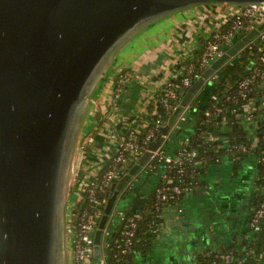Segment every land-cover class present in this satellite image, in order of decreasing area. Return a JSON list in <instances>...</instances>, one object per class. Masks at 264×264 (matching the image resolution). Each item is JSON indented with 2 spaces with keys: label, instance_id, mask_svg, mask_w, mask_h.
<instances>
[{
  "label": "water",
  "instance_id": "1",
  "mask_svg": "<svg viewBox=\"0 0 264 264\" xmlns=\"http://www.w3.org/2000/svg\"><path fill=\"white\" fill-rule=\"evenodd\" d=\"M211 3L264 0H0V264H72L68 193L93 91L136 35L161 18ZM262 30L264 22L206 75ZM202 86L196 81L181 105L188 106ZM163 141L151 142L112 185L95 234V259L102 257V230L119 194Z\"/></svg>",
  "mask_w": 264,
  "mask_h": 264
},
{
  "label": "crops",
  "instance_id": "2",
  "mask_svg": "<svg viewBox=\"0 0 264 264\" xmlns=\"http://www.w3.org/2000/svg\"><path fill=\"white\" fill-rule=\"evenodd\" d=\"M208 5L170 15L158 27L152 28L145 39L134 44L130 50L131 59L103 79L105 84L93 96L105 121L91 143V150L83 155L80 145L97 123L94 113L89 112L82 124L77 147L79 161L82 159L87 174L97 173L116 153L120 135L139 131L152 121L158 113L151 112L156 96L168 79L179 74L182 60L199 47L200 37H208L238 9V5H234L231 10L213 11ZM120 70L132 71L134 78L123 88L115 103H111L112 81ZM205 86L197 92L190 106L181 110L186 119L182 120L178 115L171 124L170 154L196 130L195 109L198 107L194 104L197 102L201 106L203 103ZM257 166L258 158L254 154L246 155L236 171L234 161L228 155L211 164L183 199L164 208L163 221L156 227L151 250L146 257H138L132 264H196L202 254L244 237L250 241L258 263L264 264V231L248 230L252 203L261 192ZM160 173V169L148 171L144 168L133 178L134 186L141 185L140 200L159 183ZM78 195L70 188L68 207L72 213ZM132 199V194L118 197L109 216L113 217V222H120ZM137 205L133 202L132 209Z\"/></svg>",
  "mask_w": 264,
  "mask_h": 264
},
{
  "label": "trees",
  "instance_id": "3",
  "mask_svg": "<svg viewBox=\"0 0 264 264\" xmlns=\"http://www.w3.org/2000/svg\"><path fill=\"white\" fill-rule=\"evenodd\" d=\"M232 23V18L219 27L221 30L227 29ZM248 33L247 31L244 35ZM244 35H242L244 37ZM207 37H200L199 47L190 53L188 57L183 59L181 66L186 68L190 63L199 64L201 55L203 53L204 44ZM264 46V42L260 44ZM258 44H255L252 49H245L239 57H235L232 63L220 67L218 70V78L209 85V93H204V101L201 106H198L197 112V128L189 136L187 141L180 142L178 148L171 153L176 154L180 150L189 153L196 151V156L193 158H184L178 165L168 167L164 172L162 169V161L158 158L154 159L152 171L161 170L160 181L155 188L143 199H139L141 195V185H133L132 188L127 187L120 193L121 198H125L132 194V202H129V207L122 213L124 217L119 223L113 222V217H109L107 227L111 230V235L108 239V246L105 248L107 254V264H132L138 257H146L152 248V241L155 238L154 229L163 221V211L169 205L178 203L187 194V189L199 182V176L204 173L207 168L218 162L223 156L228 155L234 161L235 171L239 167L243 158L248 154H254L258 158L257 174L258 183L261 192L258 197L254 199L252 205V212L248 221V230L252 231L250 227V220L253 214L264 203V68L259 59V52L257 50ZM230 49L227 48V50ZM260 68L261 75L253 85V88L247 92V97L243 98L240 92V82L250 76L253 69ZM209 67L204 69H197L199 75L195 78L196 81L202 80L207 74ZM128 85V84H127ZM126 85V86H127ZM208 86V84H206ZM124 86V87H126ZM207 90V91H208ZM188 89L186 90V92ZM185 92V93H186ZM185 93L182 95L184 96ZM216 96V99H213ZM250 105V111H244L242 106ZM154 112L155 105L152 106ZM183 107L172 113L167 121L162 125L159 134H168L164 132V127L170 128L174 119L181 112ZM209 112V115L206 113ZM96 120V128L87 134V136L96 137L101 129L105 119L103 113L98 111L94 116ZM149 126L141 129L139 142L146 136ZM126 133V132H125ZM121 136V135H120ZM227 142V144H224ZM256 142V147H251V143ZM169 138L164 143V149L170 153ZM143 146L144 153L145 148ZM243 147L248 150L243 151ZM91 144L83 145V154L86 156L91 150ZM143 155V154H142ZM129 157V155H127ZM140 158L133 159L126 168V173L138 163ZM199 163V164H198ZM106 164L98 171L95 179L99 181ZM139 173V172H138ZM150 173H148L149 175ZM87 175L84 165H81L77 170L74 188L78 191V200L75 206L72 225L75 226L79 220L83 209L87 206L88 192L83 186L82 181ZM163 175H166L165 177ZM173 179V183L167 181L168 178ZM120 179L114 181L113 184L119 182ZM179 185L182 192L179 194L169 193L165 200H158L156 188L162 186ZM81 186V188H80ZM72 188V190H74ZM115 189L112 188V183L103 192H99L100 197L106 199L103 206L106 207L109 199L113 196ZM133 202L138 205L136 209H132ZM92 211V210H91ZM105 212V208H104ZM121 216V217H122ZM130 218H133L136 223L135 235L131 240V244L127 245V228L125 225L129 223ZM262 226L264 231V213ZM250 241L244 237L243 239H234L232 242L225 244L220 249L210 253L202 254L196 264H254L257 262L253 252ZM230 255V262L226 261L224 256Z\"/></svg>",
  "mask_w": 264,
  "mask_h": 264
},
{
  "label": "built area",
  "instance_id": "4",
  "mask_svg": "<svg viewBox=\"0 0 264 264\" xmlns=\"http://www.w3.org/2000/svg\"><path fill=\"white\" fill-rule=\"evenodd\" d=\"M236 12L230 17L232 18L231 25L225 29L221 30L217 28L215 31L210 33L207 37L203 53L198 65L195 63H190L186 68L180 67V72L178 75L174 76L171 79H168L163 86V88L158 92L155 101V111L158 112L156 116L153 117L152 121L147 125L149 126L146 136L142 139V143L139 142V137L141 129L139 131H128L118 139V148L116 153L109 159L106 163L105 171L103 172L99 181L96 178L97 173L90 175L87 174L82 181L83 186L88 192L87 195V206L83 209L82 214L80 215L79 220L76 222L75 226L72 225V219L74 211L72 213V218L70 222V241L72 243V264H107L106 258L107 254L105 248L109 245L108 239L111 235V230L107 227V223L102 230L101 236V252L102 257L100 259L94 258V248H95V234L99 230L101 220L105 214L104 207L106 199L99 196V192L105 191V189L114 181L121 179L126 174V168L130 164V161L133 159L141 158L144 154L143 146L150 145L151 142L163 138V143L156 149L150 150L151 155L146 164L141 168H144L148 171L155 168L153 166L154 159L158 158L159 161L163 163L162 169L164 172L168 167L172 165H178L181 163L184 158H193L196 156V151H191L189 153L180 150L176 154L167 153L164 149V143L168 139V134H159L162 125L165 123V120L172 115L173 112L183 107L181 101L183 99V94L193 85L195 78H198L199 75L196 72L197 69L201 70L206 67L211 66V64L222 57L228 50L233 47V45L241 39L244 33L247 31L250 33L252 30L256 29L261 23L264 22V3L261 4H249V5H238ZM230 18L228 20H230ZM227 20V21H228ZM246 33L245 35H247ZM244 35V36H245ZM264 42V30L260 31L252 40L246 43L242 48H240L234 55H232L224 65L232 63L235 57H239L245 49H252L255 44H258L259 59L264 68V46L260 45ZM223 65V66H224ZM218 70H214L211 74L205 75L202 80L203 84L206 85L210 81H215L218 78ZM260 68L253 69V72L250 76L243 79L240 84V92L243 98L247 97V92L253 88V85L257 81V78L261 75ZM134 78V74L130 70H120L117 76L113 79L112 87V97L110 102L115 103L121 92L123 91L124 86L130 83ZM213 99H216V96H213ZM93 103L92 113L98 112V101L96 98L91 99ZM190 106V104L188 105ZM186 106V107H188ZM185 107H183L184 109ZM242 109L246 112L250 111V105L242 106ZM209 115V112L206 113ZM185 113L181 112L179 117L182 120H185ZM178 117V116H177ZM144 128V127H143ZM188 140V139H187ZM186 140V141H187ZM94 141V137L88 136V138L83 141L80 145V150H83L84 144H91ZM224 144H227L225 142ZM251 147H256V142L251 143ZM146 152L149 151V147L145 148ZM246 147H243V151H247ZM84 155V154H83ZM129 155V157L127 156ZM199 164V163H198ZM82 165V159L77 165L73 166V175L71 178V188H74L75 179L77 176V170ZM101 169V168H100ZM141 170L138 172L140 173ZM137 172V173H138ZM128 173V172H127ZM134 175L132 179L127 182L124 189L127 187L132 188V180L137 176ZM164 177L166 175H163ZM169 183H173V179L168 178ZM190 190L187 189V192ZM74 191L75 188H74ZM124 191V190H123ZM122 191V192H123ZM78 192V191H77ZM158 200H165L168 198L169 193L179 194L182 192V189L179 185L174 186H162L156 188ZM75 210V209H74ZM92 210V211H91ZM264 213V203L261 207L253 214L250 220V227L255 232H260L263 230L262 220ZM124 217H121L123 220ZM127 228V245L131 244V240L135 235L137 223L133 218H130L129 223L125 225ZM157 227V226H156ZM156 227L154 232L156 231ZM226 261L230 262V255L224 256ZM254 264H259L258 261Z\"/></svg>",
  "mask_w": 264,
  "mask_h": 264
},
{
  "label": "rangeland",
  "instance_id": "5",
  "mask_svg": "<svg viewBox=\"0 0 264 264\" xmlns=\"http://www.w3.org/2000/svg\"><path fill=\"white\" fill-rule=\"evenodd\" d=\"M208 7L213 10V11H222L223 9H226V10H231L234 5L233 4H209ZM177 14V13H176ZM175 15V14H174ZM169 16L167 17H164V18H161L159 20H157L156 22H154L152 25H150L148 28H146L144 31H142L141 33H139L138 35H136L132 40H130V42H128L121 50L120 52H118L116 54V56L114 57L113 59V62L112 64L109 66V68L107 69V74L108 77H110L111 75H113V73H115L116 69L119 68L121 65L125 64L127 60L131 59L132 57V54L130 52L131 48L134 47V44H136L137 42H140L142 41L143 39H145L148 34H150V30L152 28H156L158 27L161 23H163V21L166 20V18H168ZM107 77V78H108ZM105 84L104 80H101L97 87L95 88V90L93 91L92 95H95V93ZM209 85L208 86H205V91L204 93H209ZM208 90V91H207ZM81 137V136H79ZM81 140H83L81 138ZM79 145V144H78ZM79 155H80V152L77 150L76 151V154L74 156V163L75 165L78 164L79 162ZM71 186V184H70ZM82 188H83V183H82ZM80 186V188H81ZM70 213H72L70 211ZM69 215V214H68ZM68 246H69V241H68Z\"/></svg>",
  "mask_w": 264,
  "mask_h": 264
}]
</instances>
